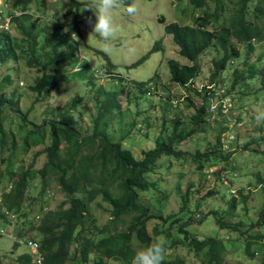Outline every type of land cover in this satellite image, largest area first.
Segmentation results:
<instances>
[{"label": "trees", "instance_id": "obj_1", "mask_svg": "<svg viewBox=\"0 0 264 264\" xmlns=\"http://www.w3.org/2000/svg\"><path fill=\"white\" fill-rule=\"evenodd\" d=\"M48 1L14 0L11 7L19 10L21 15L12 19L11 32H0V68L7 64L14 65L0 77V156L6 150L12 152V157L4 161L8 165L4 171L8 174V181L5 188L0 190V227L14 226V237L25 235L26 229H36V240L44 254V264H109L111 260L114 264H131L136 250L161 239L166 242V251L182 246L202 264H228L220 239L202 237L192 228V184L181 195L182 208L179 213L167 217L150 216L151 210L140 202V191L147 192L156 188L146 176L154 171L163 158L177 159L181 165L182 161L189 158L195 166L192 180L207 179L212 168L220 164L226 175L219 173V178L227 180L234 179V175L238 177L240 169L234 166L232 155L228 156L230 151L235 150L232 139L225 140V136L222 138L221 134L218 135L214 145L205 153L202 150L186 152L179 147L191 138L216 130L218 122L225 117L219 104L218 112L212 118L209 112L211 102L221 98L225 90L229 94L235 92L237 98L232 99L235 104H238L239 97L242 100L255 93L257 98L264 91V64L259 67L252 61L255 59L256 46L264 42V0H180L185 1L186 5L182 11L183 20L165 26L164 32L172 38L177 54L187 58L190 64L169 60V81L180 88H190L204 70L198 60L200 56L215 51L211 59L213 65L210 81L214 86L205 88L204 102L198 108L194 107L189 94L181 101L180 95L175 94L170 85L158 80V72L152 80L155 82H137V85H133L134 89L131 83L121 91L98 86L93 74L84 73L88 71V65H84L83 70H76L70 60L66 59L69 50H72L74 56L80 57L76 49V37L72 34L73 27H78V15L74 16L70 28L67 22L62 21L60 14L54 18L46 12L41 14V5ZM123 1L127 7L130 0ZM80 5L76 0H68L67 14L77 12ZM23 10L29 13L30 21L23 20ZM165 23L166 19L160 18V24ZM15 28L23 37L14 36ZM163 49L160 40L152 53ZM102 55L108 61L109 69L118 67L107 54ZM263 57L264 54L259 55L257 61ZM69 68L73 69L76 80L85 81L92 87L90 99L95 101L97 115L92 120L91 134H84L77 127L73 110L82 105L83 97L80 95L72 100L70 109L60 113L58 118L44 119L41 125L29 120L27 113L22 112L16 88L11 95H7L6 88L13 87L15 79L19 78L24 69H36L40 75L30 88L39 99L40 96H49L57 84L71 80ZM109 73L113 74L112 71ZM152 95H157L158 101L149 99ZM143 97H147L146 101ZM125 102L129 104L127 109ZM157 102L162 104L163 123L149 112L156 109ZM146 105L149 109H145ZM192 108H195V112L186 114ZM31 111L29 109L28 114ZM169 114L174 115L171 119V133H167L166 124ZM142 116L146 133L139 128L138 118ZM8 120L11 123L6 128L5 122ZM11 124H17L26 135L21 138L11 130ZM154 128L160 134L156 139L157 145L145 151L144 158L139 159L132 149L125 146V139L130 141L139 135L147 137ZM115 133L125 135L117 141ZM48 140L50 145L46 146ZM226 143L229 144L228 150L225 149ZM263 144L264 135L245 145L244 150H248L251 145ZM21 145L22 159L34 148L46 146L44 153L47 160L41 169L35 171L34 163L20 171L13 168L14 153ZM33 172L40 176L41 191L38 198H32L31 208L38 204L36 209L39 211L48 210L36 228L30 226L36 222L39 211L24 209L30 200L31 182L36 177ZM257 177L264 193V179L259 174ZM53 181L66 198L65 203L56 210L50 208L52 196L49 187ZM214 193L217 194L211 192L209 195ZM98 200L112 208V221L101 228L96 226L89 209ZM239 206L236 198L231 196L227 211L220 213L216 210L206 217L215 216L220 230L237 231L243 225L234 222V214ZM195 209L200 211L202 204H197ZM127 217L131 218L130 225L125 232H120L119 227ZM199 223L202 225L205 221ZM257 223L255 227L264 225V202ZM258 231L261 233L260 229ZM4 236L9 235H0ZM255 238L260 237L249 233L245 241L237 239L241 244L239 251L252 259L261 255L260 264H264V246L256 242ZM136 239L139 242L137 245ZM19 244L16 243L17 248ZM72 247H75L73 254ZM20 259L24 264H34L28 254L20 256ZM163 264H187V261L181 257L164 258Z\"/></svg>", "mask_w": 264, "mask_h": 264}, {"label": "rangeland", "instance_id": "obj_2", "mask_svg": "<svg viewBox=\"0 0 264 264\" xmlns=\"http://www.w3.org/2000/svg\"><path fill=\"white\" fill-rule=\"evenodd\" d=\"M6 1L13 3L14 0ZM76 1L81 3V5L78 7V11L72 13V15L67 14L68 0H62L61 2L50 0L40 7V10H42L41 14L46 12L49 17L54 18V16L57 17L56 15L60 14L62 21L67 22L69 24L67 26H70V28L74 16L78 15V27H73L74 31H72V34H75L77 37L75 38L77 42L76 49H78L80 57L74 56L72 50L68 51L67 55L69 57H66L76 70H83L84 65H88L87 69H89L84 73H88L87 75L93 74V78L98 86L103 85L108 90L118 91H121L129 83H131V87L134 89L133 85H137V82H155L152 80L156 78L155 74L158 72V80L168 86L170 85L174 93L180 95L181 101L185 100L189 94L195 108L202 106L205 96L203 94L206 92L205 88L211 87L210 81L213 65L211 59L215 55L214 50L204 56H200L198 59L204 70L197 77L196 83L193 86L190 88H180L169 81V60L175 59L182 64H190L187 58L177 54V49L173 44L172 38L165 35L164 32L165 26L182 22V11L186 7L184 3L186 0L183 2H181L182 0H136L138 12L135 16L128 15L124 1L121 0L120 7L114 11V19L119 27V35L113 41L111 51L107 52L104 50L103 44L96 34H92L89 37L92 32V25L95 23L94 13L90 9H86V7L91 5V0ZM22 12H24L23 20L25 22L30 21L29 13L25 10ZM89 17L92 18L91 24L88 22ZM160 18L166 19L165 25L160 24ZM14 36L16 38L23 37L17 28H15ZM160 40L163 42L164 49L152 53L155 44ZM81 48H83V57ZM129 48L132 51H129ZM102 53L107 54L112 63L118 67L109 69L108 61L104 59ZM262 54H264V42L256 46L255 59H252L259 67H262L264 64V57L263 60L257 61V57ZM13 67L14 65L12 64L1 67L0 77L4 76L8 69H12ZM22 67L24 68V66ZM68 71L71 77L70 81L57 84L49 96H40L41 98L39 99L38 95L30 87L36 82L40 73L36 69H24L19 78L15 79L13 87L6 88L7 95H11L12 90L16 88V95L20 97V109L23 113H27L28 119L34 121L37 125H41L44 119L58 118L60 113L70 109L71 102L75 96L80 95L83 97L82 105L73 110L78 122L77 127L84 134H91L92 120L97 115L95 101L90 99L93 94L91 91L92 87L87 85L85 81L76 80L73 69L69 68ZM109 71H112L113 74L109 73ZM250 88L247 89L249 90ZM254 94L252 93L248 98L245 97L242 100L239 97L237 99L238 104L237 102L235 104L232 100L230 121L227 118L221 119L213 133H205L203 136L199 135L197 138H191L179 147L180 150L186 152L202 150L205 153L214 145L218 135L221 134L222 138L225 136V140L232 139L235 142V146L233 147L235 150L230 151L231 153L229 152L228 156L232 155L231 159L234 166L240 169L238 177L236 176L234 179L228 178L227 180L223 177L219 178L217 176L219 173L222 176L226 175L221 169L224 168L223 165L220 164L212 168L213 170L207 179L192 180L195 166L192 165L189 158L182 161L183 165L177 159L169 160V158H163L155 166L154 171L146 176L149 182L156 185V188L147 192L140 191V202L144 207L151 210L150 216L155 218L167 217L170 214L179 213L182 208L181 195L185 194L190 184H192L193 188L190 190L191 208H193L194 214V219L191 222L192 228L202 237L212 236L219 238L220 246L228 264H260L262 256L259 255L258 258L252 259L242 251L240 252L239 246L241 244L237 242V239L245 241L249 233L252 235L258 234L260 238H255V240L256 242H261L264 246V225H261L262 227H255L258 224L257 221L260 219L264 202V193L257 177V174H259L264 179V144L261 146L251 145L248 150H244L245 145L254 140H259V137L264 135V118H262L264 117V91L260 92L257 98ZM230 97L231 99H235V92H230ZM146 99L147 97H143L144 101ZM149 99L158 101V96L152 95ZM156 105V109L149 110V112L152 116H157L161 120L160 123H163L161 116L162 104L157 102ZM146 106L145 109H149L148 105ZM128 107V102H125V108L127 109ZM195 108L186 111V114L194 113ZM29 109L32 111L28 114ZM183 109L185 110L184 106ZM134 111H136L135 108ZM172 115L169 114L167 117V133H171L172 131ZM138 121L139 128L144 129L146 133L143 116L139 117ZM8 123H11V120L5 122L6 128H9ZM11 130L16 132L21 138L26 135L25 131L19 130L17 124H11ZM124 135L125 133L119 135L115 133V139L120 141ZM159 136L157 128H154L147 137L139 135L130 141L125 139L124 144L126 147L132 149L139 159H143L145 151L155 148L157 145L156 139ZM48 145H50L49 140L46 146ZM46 146L34 148L22 159L23 146L21 145L14 153L13 168L20 171L22 168L26 169L34 163L35 171L41 169L47 160V156L44 153ZM255 150L258 152H255ZM7 157H12V152L6 150L0 156V190L5 188L8 181V174L4 173L8 167L7 163L4 162ZM33 174L36 177L31 182L29 189L30 200L27 201L24 209L30 212L33 210L38 212L39 210L36 208L39 205L35 204V207L31 208L33 207L31 202L32 198L35 200V198L39 197L41 181L40 176L36 172H33ZM223 182L224 184L225 182L229 183L230 187L225 186L226 184L223 185ZM262 185L264 187V183ZM49 192L50 196H52L51 209L56 210L65 203L66 198L58 191L56 182H52ZM211 192H217V194L214 193L210 196ZM231 196L235 197L238 205H240L234 214V222L235 224L243 223V225L237 231L220 230L216 224L215 216L208 218L206 216L216 210L220 213L227 211ZM197 204H202L200 211L195 209ZM89 209L98 228L108 225L112 221V208L108 204H103L98 200ZM204 217L206 218L204 219ZM202 220L205 223L200 225L199 222ZM130 222V217L125 218L124 223L119 227V231L125 232ZM259 229L261 233L258 231ZM26 230L31 231L30 229ZM31 232L25 236H34L38 239V231L34 229ZM138 243L136 239L135 244L137 245ZM71 251L73 254L75 247H72ZM28 253V249L22 244H19L17 248L16 241L12 237H0V264H24L20 256ZM176 257L186 259L187 264H202L193 253H190L182 246L166 251L164 255V258L175 259ZM109 264H114V261H109Z\"/></svg>", "mask_w": 264, "mask_h": 264}, {"label": "clouds", "instance_id": "obj_3", "mask_svg": "<svg viewBox=\"0 0 264 264\" xmlns=\"http://www.w3.org/2000/svg\"><path fill=\"white\" fill-rule=\"evenodd\" d=\"M0 1H3V0H0ZM7 3L9 4V6L12 5L11 3H9V1ZM120 3H121V0H91V5L89 7H86V9H90L95 15V23L92 25V32L90 33L89 37L92 34H96L100 42L103 44L104 50L106 52L111 51L113 41L117 39L119 35V27L116 24L115 19H114V11L115 9L120 7ZM126 11L128 15L130 16H135L137 14L138 7L136 4V0H130V2L128 3L126 7ZM88 22L90 24L92 23L91 17L88 18ZM73 37H76L75 34H73ZM129 51H132V49L129 48ZM81 53L83 57V48H81ZM210 85H211V88L214 86V84H210ZM222 95L223 96L221 98L218 97L214 99V101L213 100L212 101L218 102V104H220L219 101L221 100L227 101V104L229 105V114L227 116L224 115V117L229 119V116L231 115L230 106H231L232 99L230 97V94L227 93L226 90L222 93ZM213 102H211V105L213 104ZM226 185L230 187L229 183H227ZM233 192L235 193L234 190ZM38 213H39L38 217L40 219L39 220L36 219V222H33V224H31L30 227L33 226L35 228L36 226L40 225L45 215L48 214V211L47 212L39 211ZM7 228H8L7 235L12 236L14 238V241H16V243H19V241L16 240V238L14 237V231H13L14 226H9ZM25 232L26 234H30L29 232L31 231L25 230ZM31 234L33 233L31 232ZM31 237H33L36 240V237L34 236H31ZM37 242L39 243V241ZM24 246L26 247V245ZM165 252H166V242L162 239L154 240L147 246H144L136 250L135 255L133 256L131 260V264H163ZM28 254L32 257L34 264H38L35 258L33 257V255L30 253V251ZM43 257H44V254H43ZM44 263H45V258L42 264Z\"/></svg>", "mask_w": 264, "mask_h": 264}, {"label": "built area", "instance_id": "obj_4", "mask_svg": "<svg viewBox=\"0 0 264 264\" xmlns=\"http://www.w3.org/2000/svg\"><path fill=\"white\" fill-rule=\"evenodd\" d=\"M21 15V12L18 10L12 9L11 6L7 3L6 0L0 1V32H11L12 31V19L14 17H18ZM220 107L221 112L223 115L227 116L229 114V105L227 104V101L221 100ZM218 102H213L210 109V114L212 115V118H214L215 114L218 112ZM225 149H229V144H225ZM227 184V182H225ZM40 218L37 217V220ZM8 234V228L0 227V235H7ZM16 240L19 241V243L26 245L30 253L35 258L36 262L38 264H42L44 257L43 253L40 249L39 243L31 236H21L18 235L15 236Z\"/></svg>", "mask_w": 264, "mask_h": 264}]
</instances>
